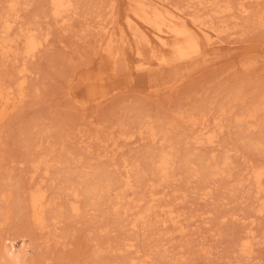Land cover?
<instances>
[{
  "label": "rangeland",
  "instance_id": "obj_1",
  "mask_svg": "<svg viewBox=\"0 0 264 264\" xmlns=\"http://www.w3.org/2000/svg\"><path fill=\"white\" fill-rule=\"evenodd\" d=\"M164 1L174 11L179 7L190 13L187 22L197 32L193 16L214 15L213 0H207L209 8L195 0ZM229 1L230 12L206 18L223 31L222 45L207 46L206 57L219 49L221 58L205 64L198 60L183 81L165 87L172 70L158 69L157 45L140 42L132 32L127 22L130 0H81L77 13L62 20L51 13L50 0H0V90L9 86L15 93L24 92L20 104L0 121V242L6 236L16 244L26 240L33 246L29 254L35 264H264V210L260 211L264 185L257 196L251 175L255 167H264V150L244 144L264 132V110L255 121L242 125L234 119L247 112L264 90V25L250 26L255 12L264 10V0H219L222 6ZM6 20L12 24L8 32L3 26ZM29 29L42 45L34 56L26 57ZM143 29L152 35L151 28ZM110 32H114V57L106 50ZM141 62L155 67L147 80L136 72ZM100 71H105L104 79L81 81ZM232 92H238L241 100H232ZM139 112H147L152 125L167 119L162 127L170 142L153 141L146 129L137 128ZM189 115L198 120L197 126L188 121ZM211 130L218 133V145L194 141L206 138ZM163 146L180 155L191 151L194 168L199 156L230 155L229 174L210 178L207 187L200 176L189 177L177 162L171 179L159 183L147 168L146 155L150 148ZM48 149L53 152L46 156ZM43 152L50 159L48 173L44 166L35 170L32 164ZM66 169L76 182L83 179L81 173L99 170L119 177L123 173L124 179L131 169L136 176L130 186L120 189L126 195L123 208L131 205V209L123 214L108 204L103 211L85 208L81 197L82 213L70 214L74 198L64 193ZM137 171L146 173L147 184L137 186ZM38 186L47 189L54 201L49 213L58 215L45 227L31 218L27 204L29 192ZM151 191L157 194L152 196ZM142 195L146 199L141 201ZM245 234L252 241L249 253L236 244Z\"/></svg>",
  "mask_w": 264,
  "mask_h": 264
},
{
  "label": "bare ground",
  "instance_id": "obj_2",
  "mask_svg": "<svg viewBox=\"0 0 264 264\" xmlns=\"http://www.w3.org/2000/svg\"><path fill=\"white\" fill-rule=\"evenodd\" d=\"M13 1H15V0H13ZM80 1L81 0H50V5L52 6L51 7L52 12L51 13H53V15L57 19L58 18L59 19L61 18V20L65 19L66 16L69 15L70 13H77L76 12L77 4L79 6ZM208 1H210V0H208ZM208 1L207 0H195V2H197L195 4H197V5L200 4V6L201 5L206 6L205 8H207V7L209 8V7L213 6L212 9L210 8V10L213 11V9H214V15H216V14L219 15V14H223L225 12H230V10L232 9V5L230 4L231 3L230 1L227 2L224 6H222L220 4L219 0H213L211 3L212 6L209 4ZM129 4H130V8H129V13L127 14V22H128L129 27L131 28L132 32L139 38L140 42L150 43L151 41H153L157 45V47L159 48V54H158V56L156 55L157 56L158 69H160L162 71V69L168 67L172 70L170 80L163 83L165 87H171V86H174L175 84L177 85V83L183 81L187 76H189V75H187V73H189V71L194 67L192 64L198 62V60H200V59L203 60L201 63L205 64L208 61H210V62L217 61L218 59L221 58V56H222L220 53L221 50L219 52V49H216L218 52L216 50H215L216 51L215 52L213 50L214 48L213 49L210 48V49L212 51H214L215 53H212V56L210 55L209 58L206 57L208 55L205 51V48L207 46L208 47H214L218 44H221V37H223V36H221V34L223 33L221 28L214 25L215 23L211 24V23H207V21H206V18L211 19V17L214 16L213 14L210 15L209 13H205V14H207L206 17H205V15L202 16L201 14H197V15L195 14L194 16L192 14L193 21L196 23L195 25H198L200 28V32H197L187 22V16L190 13L182 11L179 7H176V9L178 11H174L172 6H169L168 3H166L164 0H154V1L153 0H130ZM16 5H17V3H16ZM14 7H15V5H14ZM10 9H13V8H10ZM243 11H245V13H248L247 9H243ZM255 13H256L255 18L252 19L253 21H250V26H251V24L254 27L263 26L264 25V10L263 11L258 10ZM189 16H191V15H189ZM4 24L5 25H3V23H2V25L6 28L5 30H7V32H8V30L11 28L12 24H11V22H9L7 20L5 21ZM143 26L151 28L152 32L149 31L152 33L151 36L143 29ZM196 30H198V29H196ZM25 33H26L25 34V45H26V47H24L25 53H26L25 56L26 55L34 56L36 54V51L42 45V41L38 38V34L36 35L30 29ZM113 34H114V32L109 33V41H107L108 44L106 46V50L108 51V53L110 55H112V53H113L112 47L114 45L113 46L111 45V43L113 41L112 36H114ZM12 38H14V37H12ZM23 38H24V36H23ZM9 41H10V39H9ZM5 42H8V40H5L4 43ZM6 47H7V45H6ZM3 48H5V47H3ZM5 49H7V48H5ZM103 49H105V48H103ZM210 49H208V50H210ZM7 50H9V49H7ZM15 52H14V55H15ZM22 53L24 54V50ZM208 54H209V52H208ZM6 56H8L7 53H6ZM207 65H208V63H207ZM136 67H137L136 72L139 74L140 78H142L143 80L149 79L151 77V75L153 74V68H155L152 66L151 63H147V62H141V63L137 64ZM101 73L105 74V71L104 72L100 71V75H98L99 74L98 73L95 75L93 74V76L89 75L85 78L82 77L83 79L81 78L82 79L81 81L83 82V81L90 79L92 77H95L97 79H100V78L104 79L105 75H102ZM107 75L109 76V74L106 73V76ZM110 77H112V76H110ZM24 82H25V79L22 81L23 85H25ZM164 86H162V87H164ZM2 88H0V89H2ZM20 88L22 89L23 87H20ZM6 89L0 90V121L4 120V118L7 117V115L12 110H14L15 106H17L18 103L20 104V101L24 97V92H22V91L18 92V90H17L18 93H15L16 89H15V91L11 90L9 86ZM21 89H19V90H21ZM160 89H161V87H160ZM232 93H233L232 100L239 101V99L241 98L240 94L238 92H236V93L232 92ZM103 96L104 95H100V98H102ZM262 110H264V90L262 93H260V96L256 99V101L253 103V106L247 112H245L241 115L235 116V118H234L235 122L238 125H242V123L244 121H247V120L251 121V119L256 118L257 115ZM146 114H147V112H146ZM146 114H144L143 112L142 113L139 112L138 115H135L136 119L133 116V120L135 119V123H136L137 128H139L141 131H143V129H146V131L148 133L145 131L144 132L149 134L150 135L149 138H152L153 141L159 140L161 138L162 141L170 142V140L168 139L169 137L166 136V134H168V133L164 132V131H167V129L165 130V128L163 129V127H162V126H165V122H167L168 120L165 118L160 120L161 119L160 118L158 122L163 121L164 119L167 120V121L162 122L164 125L162 123L160 125L157 121L155 122V124L158 123L159 126L158 125L156 126L155 124L152 125L151 122L148 121V118H151V116H147ZM191 115H189L190 118H189V116H187L188 121L193 126H195V125L197 126L199 123L198 120L195 117H192ZM254 121H255V119H254ZM171 122L172 121L170 120V123ZM206 124L207 123H205V128H207ZM202 127H204L203 124H202ZM209 130L210 129H208L207 134H208ZM145 133H143V134H145ZM200 134L201 133L199 132V134H198L199 137H200ZM205 135H206V133H205ZM217 135H218V133H217ZM217 135L214 131H212L209 135H207L206 138L205 137L203 139H200L197 137H195V138L193 137V138H194V141L196 143H202L203 140H204V142L206 140L205 143L207 144V143H215L217 141L216 139H218ZM143 138H144V136H143ZM218 142H219V140L216 142L217 145H218ZM244 144L247 147H254L253 148L254 150H255V148H257V150L258 149L264 150V132H262L260 134V136H257L254 138H249L246 141V143H244ZM166 147L167 146H165V148H164V146H163V148L160 147V149H158V150H156L155 148L153 150H151V148H150V152L147 155L145 154L147 157H149V160H150V163H148L150 165L147 166V168L149 167V169H150L151 173L154 175V177L159 179L158 180L159 183L167 182L169 179H171L172 173L177 168L176 167L177 162H179V163L181 162V168L183 170H185L187 172V174H191L189 177L200 176L203 179V180H201V181H203L201 183H203L205 186L208 187L210 180L215 178L218 174L224 175V176L226 175V168L230 164V161H229L230 155L229 156L225 155V156H222L221 158L220 157L216 158L214 156L207 158L208 155L206 157L198 155L199 156V157H197L198 159L195 158L198 162V165L196 168H194L192 166V165H194V162H193L194 159L192 160V157H190V156H192V154L190 155L191 151L188 155H187L188 152L185 153V155H183V154L180 155V154H178V151L175 153V151H173V149H171L170 147L169 148H166ZM212 147L216 148L213 145H212ZM229 151L230 150H228V152ZM51 152H53V150L47 151V154L45 152V155L48 156ZM42 154L43 155L35 156L33 161H32V164H33V167L35 170L44 166L45 172L48 173L50 166H51L50 161H49L50 159H47V157L44 156V152ZM196 155H197V153H196ZM209 156H211V155H209ZM65 161H68L70 163V160L66 159ZM126 162L127 161H125V163ZM125 166H128V164H126ZM135 168H137V167H135ZM149 169L145 170V167H144L145 171L149 172ZM129 170H131V169H129ZM129 170H128L127 176L124 179L121 178V176L124 175L123 173L119 177L118 174H117V176L116 175H110L109 173H107V172L105 173V171L103 172L100 170L96 171V172L94 171V174H92V175H87L84 172L83 174L81 173V175L83 176V179L76 182V179H74V180L72 179L71 171L66 169L64 171V173H62V174L67 176V178H66V181H67L66 184L67 185L64 188V193L67 196H72L74 198L73 200H71L69 202L70 203L69 204L70 214L80 215L82 213L83 205L80 203L81 197H84V200H85L84 207L85 208L93 207L94 209H96L98 211H103V209H104L103 207L108 204L111 207H113V209L115 211H117L119 213H120L121 209L123 211V214L125 212H128L129 211L128 209L129 208L131 209V207H130L131 205L123 208V203H124V201H126L125 200L126 195H125V193L123 194V192L120 191V189L130 186L131 178H132L133 174L130 173ZM133 171H135V170H133ZM140 172H142V171H139V173ZM124 173H126V172H124ZM135 174L138 175L137 178H135L136 182H138L137 186L141 182L145 183L144 181H146V184H147V178H145L146 173H145V175L144 174L140 175V174H138V171H137ZM251 175L253 177L254 184H256L257 191H255V192H256V195L258 196V193H260L263 190L264 184H263L262 180L264 177V167H262V166L255 167ZM58 176H60V175L58 174ZM134 176H136V175H134ZM61 178H62V176H61ZM201 183H200V185H201ZM139 186H141V184ZM144 187H145V184H144ZM201 187H203V185H201ZM207 187L205 189H207ZM153 190H155V189H153ZM202 190H204V187ZM204 192H205V190H204ZM113 193H115V194L113 195ZM146 193H147V191H146ZM155 193L152 192L151 195L154 196ZM3 196H5V195H3ZM113 196H115V197H113ZM142 196H141L142 198H140L141 201L144 199V196H146V195H142ZM148 199H149V196H148ZM150 200H151V197H150ZM27 204H28V207H29L30 212H31V216H32L31 218H33V220L40 227H45L47 225L46 222L48 220H50L49 218L52 217L53 219H55V217L58 216L57 214L52 216V214L49 213L51 211V210L49 211V208L52 204H54V201L49 198V194H48L47 189H44L41 186H38L33 190L31 189V191L29 192V195H28ZM106 207H105V209H106ZM151 207H153V206H151ZM150 209L151 208H148L145 212H143L140 215V218L145 217V215L148 213V211ZM262 210H264V209L261 208L260 211H262ZM171 212H173V211H171ZM169 213H170V211H169ZM49 214H50V216H49ZM135 226H136V224H135ZM245 235H243V237L240 236L241 238H238V241L236 242V244L241 250H243V252L249 253L251 251V247H253L252 241H251L250 237H248L247 235H246V237H244ZM126 246H128V245H126ZM130 246L132 247V244H130ZM31 248H33V246L31 244H28V242L26 240H22L19 244H16L14 239L6 236L0 242V264H35V262L33 261V259L31 258L30 254H29V251L31 250ZM131 263H132V261H131Z\"/></svg>",
  "mask_w": 264,
  "mask_h": 264
}]
</instances>
